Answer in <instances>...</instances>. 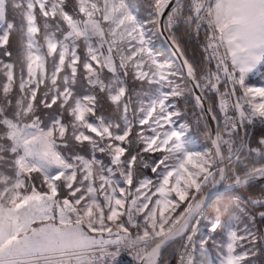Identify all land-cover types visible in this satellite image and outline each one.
I'll use <instances>...</instances> for the list:
<instances>
[{
  "label": "snow or ice",
  "instance_id": "6c2138e0",
  "mask_svg": "<svg viewBox=\"0 0 264 264\" xmlns=\"http://www.w3.org/2000/svg\"><path fill=\"white\" fill-rule=\"evenodd\" d=\"M258 74L264 0H0V264H264Z\"/></svg>",
  "mask_w": 264,
  "mask_h": 264
},
{
  "label": "rangeland",
  "instance_id": "374dc122",
  "mask_svg": "<svg viewBox=\"0 0 264 264\" xmlns=\"http://www.w3.org/2000/svg\"><path fill=\"white\" fill-rule=\"evenodd\" d=\"M157 47H161L160 43L158 42V40L156 41ZM254 78V77H253ZM252 84L255 87H264V79H261L260 81L256 82L252 80Z\"/></svg>",
  "mask_w": 264,
  "mask_h": 264
},
{
  "label": "trees",
  "instance_id": "16d2710c",
  "mask_svg": "<svg viewBox=\"0 0 264 264\" xmlns=\"http://www.w3.org/2000/svg\"><path fill=\"white\" fill-rule=\"evenodd\" d=\"M158 42L160 43L161 46L163 45L161 39H159ZM164 47H165V46H164ZM261 79H264V75H259V74H258V75L255 76L252 80L258 82V81H260ZM188 118H189V119H194L193 117H191V115H189Z\"/></svg>",
  "mask_w": 264,
  "mask_h": 264
},
{
  "label": "built area",
  "instance_id": "2783aa9c",
  "mask_svg": "<svg viewBox=\"0 0 264 264\" xmlns=\"http://www.w3.org/2000/svg\"><path fill=\"white\" fill-rule=\"evenodd\" d=\"M121 260L123 261V264H126L128 257L127 256H122Z\"/></svg>",
  "mask_w": 264,
  "mask_h": 264
},
{
  "label": "water",
  "instance_id": "95a60500",
  "mask_svg": "<svg viewBox=\"0 0 264 264\" xmlns=\"http://www.w3.org/2000/svg\"><path fill=\"white\" fill-rule=\"evenodd\" d=\"M160 39H161V41H162V43H163V37H161ZM165 47H166V45H165Z\"/></svg>",
  "mask_w": 264,
  "mask_h": 264
},
{
  "label": "crops",
  "instance_id": "0c3cea01",
  "mask_svg": "<svg viewBox=\"0 0 264 264\" xmlns=\"http://www.w3.org/2000/svg\"><path fill=\"white\" fill-rule=\"evenodd\" d=\"M253 79V78H252Z\"/></svg>",
  "mask_w": 264,
  "mask_h": 264
}]
</instances>
